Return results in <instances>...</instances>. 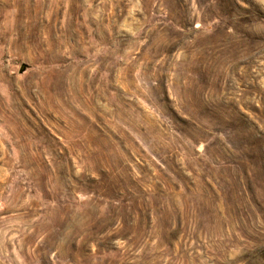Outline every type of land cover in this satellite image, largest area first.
<instances>
[{"label": "rangeland", "instance_id": "1", "mask_svg": "<svg viewBox=\"0 0 264 264\" xmlns=\"http://www.w3.org/2000/svg\"><path fill=\"white\" fill-rule=\"evenodd\" d=\"M0 264H264V0H0Z\"/></svg>", "mask_w": 264, "mask_h": 264}]
</instances>
